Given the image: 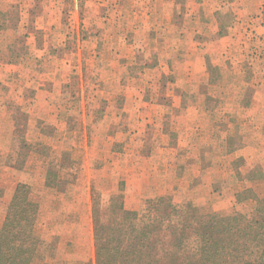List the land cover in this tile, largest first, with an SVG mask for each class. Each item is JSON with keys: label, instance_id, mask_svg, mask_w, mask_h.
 I'll return each instance as SVG.
<instances>
[{"label": "rangeland", "instance_id": "1", "mask_svg": "<svg viewBox=\"0 0 264 264\" xmlns=\"http://www.w3.org/2000/svg\"><path fill=\"white\" fill-rule=\"evenodd\" d=\"M86 1L82 20L69 12L23 18L44 26L26 32L15 30L18 14L9 11L10 1L0 0V61L7 60L0 64V227L22 183L38 204L39 242L30 264L92 261L95 215L105 237H121L128 248L137 238L148 240L156 245L153 253L171 252L175 264H197L200 244L192 230L202 212L251 215L256 203L251 196L264 198V114L249 123L253 114L238 108L233 91L244 81L229 69L209 86L216 97L208 101L219 100L211 113L202 97L192 101L183 95L203 82L196 75L157 82L156 71L137 65L135 81H118L127 66L117 64V56L133 52L119 49L122 34H115L110 65L88 62L79 68L77 50L86 29L107 30L99 17L118 5ZM184 59L179 56L180 63ZM80 70L82 81L70 83L66 111L58 112L61 79H80ZM178 70L181 75L182 67ZM171 84L180 96L166 95ZM80 91L83 101L74 93ZM51 103L57 104L49 112ZM263 243L252 248L253 256Z\"/></svg>", "mask_w": 264, "mask_h": 264}, {"label": "crops", "instance_id": "2", "mask_svg": "<svg viewBox=\"0 0 264 264\" xmlns=\"http://www.w3.org/2000/svg\"><path fill=\"white\" fill-rule=\"evenodd\" d=\"M7 1H10L9 11L18 14L15 30L18 28L22 30L25 27L26 32L43 29L44 26L39 24L35 26L36 23L29 21L25 23L23 18H36L40 15H46L48 18L59 15L58 18H61L69 12L72 17L82 20L83 5L86 6L87 2L86 0ZM130 1L132 3H129ZM135 1L114 0L118 4L117 10L111 11L107 16L99 17L106 21L107 27H110L107 30L95 28L94 32L86 29L87 39L77 50L79 59L83 60L79 68L83 63L88 62H92V65H110L112 53L109 51L114 48L115 34H122L123 36H118L120 41L118 45L121 44L119 49L126 47L127 50V47H130L133 52L131 56H127L123 51V54L117 56V64L127 66L125 71L119 72L118 81H135L137 78L134 77L132 68L137 65L142 66L141 71L145 69L156 71L157 82L163 79L190 81L195 80L194 75H196L198 80L203 81L198 85L200 89L198 87L190 89L183 95L191 97L192 101L202 97L208 102L203 104L205 111L211 113L219 100L208 101L210 97H216L209 91V86L229 69L230 73L238 75L236 77L244 81L241 88H234L233 91L239 97L238 108L250 109V113L253 114L249 123L251 120L255 123L256 114H264V0H138V7L133 8ZM253 16H256L257 21H261V26L253 21L255 20L252 19ZM50 27L53 26L50 24ZM98 30L101 33H98ZM183 47L187 51L182 50ZM165 51L166 54L171 53L166 58L162 55ZM179 56L181 58L185 56L181 63ZM11 60L16 61V59ZM174 60L178 63H174ZM4 61L7 62L1 60L0 64L6 63ZM177 64L182 67L181 75L179 66L175 67ZM175 71L178 77L174 74ZM79 75L80 79L74 76H69L68 80L64 77L61 79L58 90L60 99L58 112L66 111L65 92L72 87L70 83L76 80L82 81L81 70ZM186 75H189V80ZM171 85V93L166 95L180 96L182 93L176 94L175 86ZM81 87L82 85L80 90ZM74 93L83 101L82 91ZM52 98L55 100L53 95ZM52 104L57 103L49 104V112L55 110L51 108ZM194 176H198V173Z\"/></svg>", "mask_w": 264, "mask_h": 264}, {"label": "trees", "instance_id": "3", "mask_svg": "<svg viewBox=\"0 0 264 264\" xmlns=\"http://www.w3.org/2000/svg\"><path fill=\"white\" fill-rule=\"evenodd\" d=\"M251 197L256 201L251 215L239 212L227 215L202 212L198 216L197 227L192 230L197 234L200 244L197 264H264V243L257 255H252V252H256L252 248L260 239H264V198H257L256 195ZM119 209L122 210V207L119 206ZM123 213L126 216L130 214L125 210ZM37 214L38 204L30 199L29 187L18 184L0 227V264L31 263L39 242L34 232ZM94 217L93 260L84 264L176 263L171 252L161 256L153 253L156 245L150 246L153 243L148 240L137 238V242L128 248L121 237L103 236L96 215Z\"/></svg>", "mask_w": 264, "mask_h": 264}]
</instances>
